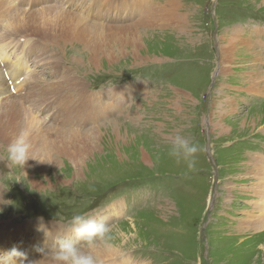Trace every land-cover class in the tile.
<instances>
[{"label":"rangeland","instance_id":"374dc122","mask_svg":"<svg viewBox=\"0 0 264 264\" xmlns=\"http://www.w3.org/2000/svg\"><path fill=\"white\" fill-rule=\"evenodd\" d=\"M80 1L97 13L120 0ZM129 1L123 3L140 2ZM152 2L157 15L137 10L126 23L93 17L68 0L0 2V44L7 48L0 63L22 59L18 75L26 78L9 89L24 91L18 99L27 107L43 103L32 114L44 128L37 145L29 138L43 162L30 159L22 170L0 160L8 201L0 204V224L22 230L41 217L63 224L73 214H111L113 236L125 232L113 242L126 249L118 260L264 264V225L247 223L259 215L255 190L264 186V0ZM49 6L86 15L84 23L73 15L79 33L32 23ZM168 7L177 14L167 21ZM15 12L24 21L17 26L10 23ZM42 20L62 22L55 14ZM0 67L8 81L11 71ZM177 133L202 146L195 171L167 155ZM1 138L6 158L14 139ZM64 238L75 241L73 233Z\"/></svg>","mask_w":264,"mask_h":264},{"label":"bare ground","instance_id":"6f19581e","mask_svg":"<svg viewBox=\"0 0 264 264\" xmlns=\"http://www.w3.org/2000/svg\"><path fill=\"white\" fill-rule=\"evenodd\" d=\"M1 1L2 0H0V2ZM92 1L93 0H91V2ZM123 1L124 0H120L119 4H117L113 8H111V7L110 8H106V10H104V13L101 12L102 9H98L97 8V13L101 14V19L104 20V21L113 20V21H117V22L121 21V23L122 22L126 23L127 22L126 20L129 21L130 20L129 18L134 16V14H135V12L137 10H140L141 13H142V11H144L142 16L148 14L149 10L152 11L148 15L144 16V18H151V17H154L155 15H157V13H159L158 12L159 9L153 8V7L157 6V5L155 3H153L152 0H151V3H149V7H146L145 4H147V3L144 4V2H146L145 0H140L139 4L137 3L138 1H136L135 3L129 4V5L128 4H124ZM72 2H75L76 4H78V8H80L79 5L83 3L84 5H82V7H84V9L86 8L87 12H89V13L91 12L90 9H89L88 1H83V2L80 1L79 2V0H71V1L68 0V4L71 5ZM128 2H131V1L128 0ZM144 5H145V7H143ZM160 6H161L160 10H162V8L164 9L166 5H160ZM167 6H169V4ZM52 7L53 6L46 7V8H49V9H46L43 12V14H41L42 17L41 16L40 17L36 16L32 23L37 24V25H41V24L42 25H47L49 28H52V29H55V28L63 29L64 32L73 31V32H78L79 33V31H77V30H78V26H79L80 23H78V25L75 24V20L76 19L73 16V15H76V13L72 12L73 13L72 14L71 11L65 12V11L61 10L60 8H58L59 13H57L56 10L53 9ZM169 7L167 8V12L165 13V18H166L167 21H168V19L170 18L171 15H172L171 17H175V15L177 14V10H174V8L173 9L171 8V10L169 11ZM66 8H68V7H66ZM114 8H115V11L113 13H109L110 12L109 10L114 9ZM130 9H132V10L129 11ZM41 13H42V11H41ZM129 13H131V15ZM52 14H55V16H58V17L60 16V18L62 19V22H59L57 20H49V21L42 20L43 18H45L46 15H52ZM80 15H81L80 17H78L79 15L78 16L76 15V18L81 23H84V21L87 19V16L86 15H82L81 13H80ZM3 16H4V14H3ZM7 16H8V14H7ZM82 16H84V17H82ZM23 22L24 21H22V18H20V13L19 12H15V14H12L10 16L11 25L17 26V25H20V23L22 24ZM87 25L89 26V24H87ZM5 28L7 29V31L9 30L7 27H5ZM75 28H76V30H75ZM125 28L134 29L131 26H126ZM97 29H100V28H97ZM80 31L89 33V29L81 28ZM22 45H23V42L21 43V48H22ZM11 46H14V44L10 43L9 47H11ZM25 46H28V44L26 42H25ZM6 50H7L6 46L4 44H0V55L3 54ZM9 56L10 55L8 54V57ZM14 56H15V54H14ZM5 57H7L6 52L3 55V60H4ZM6 60H8V59H6ZM19 60H21V61L20 62L17 61V60L16 61L19 62L20 64L18 63L15 67H13L12 66L13 63L10 64L9 61H4V62L1 61V63H0V65L3 64V66L1 65L2 68L4 67L7 70L12 72V83H14V85L20 83L21 81L24 84L23 80L26 79V78H24L22 80V78L20 77L22 74L20 76L18 75V73L20 71H22V68H23L22 59H19ZM25 60H28V59H25ZM16 61L14 63H16ZM28 62H29V60H28ZM8 76L11 78V76L9 74H8ZM7 92H9L8 95H5ZM22 92H24V91H22ZM22 92L21 93L19 92L20 94L16 95V96L11 92V88L9 89V83L5 79L3 70L0 67V96H1L0 100L4 101L3 104H6L3 107L2 111L0 112V114H1V116H0V136H2L1 139H3V140L7 139L9 141H12L13 139L15 140L22 131H27L29 133V138L33 139V141L31 143H34V145H37L38 144V135L36 134V131L39 132V131H42L44 129V128L41 129V127L38 126L39 120H40L41 117L38 116L37 114H36L37 116L36 115L34 116L32 114L34 108L37 107L35 102L33 103V106L31 104L30 107H27L26 104L24 105L22 102H20L18 97L25 95V93H22ZM26 92H27V90H26ZM51 92H53V91H51ZM52 94H54V92ZM10 95H13L12 97H15V98H13V99L12 98H5V97H10ZM3 98H5V99H3ZM25 98L27 99V102L30 101V98L27 95L25 96ZM40 98L38 99L39 101H37V102H41L42 101V100H40ZM42 104H40L37 107L38 111H40V108H41ZM0 105H2V103ZM99 115H101V114H99ZM101 117H103V116H101ZM94 118H95V116H94ZM77 120H78V118H77ZM49 124H52V123H49ZM52 125H54V124H52ZM42 127H43V125H42ZM258 161H259V163H261L260 165L262 166V171L264 172V170H263L264 169V159H260ZM1 166L2 165H0V167ZM263 172H262V174L264 175ZM262 174L256 175V176L258 178H260V177H262ZM260 182H262V181H260ZM0 186H1V184H0ZM255 191H256V194H258L259 196H262V199H259L260 201L257 203V207L259 209V213H258L259 215L255 216L253 219H251V218L247 219L248 220L247 223H248V225H251V223H252V226L260 227V226L264 225V186H263V188L261 187V189L259 188L258 190L256 189ZM0 193H2L1 189H0ZM110 210L113 213H115V214L121 212V210H122V202L118 201V202L114 203L112 205V207L110 208ZM260 212H262V213H260ZM109 217H111V214L105 215L104 217H102V214H100L97 218H100L99 220L103 219L106 222V221H108L110 219ZM97 218H95V219H97ZM43 223H44L46 229L51 232L49 237H46L44 232L37 231L38 219L26 221L25 225L22 226V228H23L22 230H20L19 228H17L15 225L11 224L10 222H5L4 224H0V226L2 227V230L0 228V252H6V251L11 250L13 247H16V248H18L21 251H25L28 254L29 260H40V259H42L44 257L45 253H48V252L51 251V247H52V244H53V239L57 235L61 236V235L65 234L64 237H70L72 235V232L70 230L62 228V226H59V224H56V223H53V222H49V221H46L44 219H43ZM3 225H6L7 227L3 226ZM8 229H9V231L11 233H9V232L6 233V231ZM115 229H116V227L112 228V230H115ZM124 233H125L124 231L123 232L116 231L115 238L116 239L120 238L121 235H123ZM4 234H9V235L5 236ZM38 248H42L43 252L38 251L37 250ZM125 250L126 249L122 250V248H120V247H118L117 245L114 244V246L110 250L105 251L103 248H99V249L96 250V253L101 258V260L103 261V264H139V262H135L134 260H131L130 258H129V260L128 259H124V258L121 259V260L116 259V257H118L119 254H121ZM106 260H107L108 263L104 262ZM141 264H146V263L142 262Z\"/></svg>","mask_w":264,"mask_h":264},{"label":"clouds","instance_id":"9594fccd","mask_svg":"<svg viewBox=\"0 0 264 264\" xmlns=\"http://www.w3.org/2000/svg\"><path fill=\"white\" fill-rule=\"evenodd\" d=\"M202 146L198 143L190 142L189 139L177 133L170 141L167 155L175 159L177 163L186 165L188 171H195L198 164V153L202 151ZM30 159L43 162L33 154L29 133L22 131L19 136L7 147L6 158L0 160L8 161L9 165L24 169ZM0 193V204H7ZM70 230L75 237V241L57 235L53 239L51 251L44 254L40 260H29L28 254L16 247L6 252H0V264H103L96 250L103 248L105 251L114 246L115 237L112 234V227L103 219L97 220L88 218L82 214H73L70 221L59 224ZM37 231L45 233L49 237L48 231L43 223V218H38ZM79 242V243H77ZM38 251L43 252L42 248Z\"/></svg>","mask_w":264,"mask_h":264}]
</instances>
